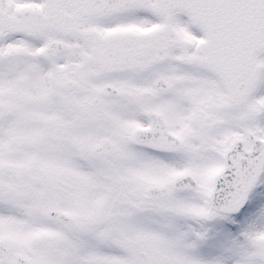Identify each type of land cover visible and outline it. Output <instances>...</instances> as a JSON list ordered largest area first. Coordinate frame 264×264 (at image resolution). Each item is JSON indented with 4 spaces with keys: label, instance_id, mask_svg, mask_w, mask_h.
<instances>
[{
    "label": "snow or ice",
    "instance_id": "1",
    "mask_svg": "<svg viewBox=\"0 0 264 264\" xmlns=\"http://www.w3.org/2000/svg\"><path fill=\"white\" fill-rule=\"evenodd\" d=\"M0 264H264V0H0Z\"/></svg>",
    "mask_w": 264,
    "mask_h": 264
}]
</instances>
